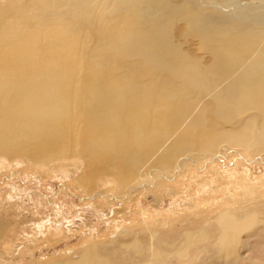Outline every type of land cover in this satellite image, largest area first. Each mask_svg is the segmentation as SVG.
<instances>
[{
	"label": "bare ground",
	"instance_id": "6f19581e",
	"mask_svg": "<svg viewBox=\"0 0 264 264\" xmlns=\"http://www.w3.org/2000/svg\"><path fill=\"white\" fill-rule=\"evenodd\" d=\"M17 1L24 13L25 0ZM139 1L124 0L122 9L126 14H141L143 32L153 45L135 38L130 16H120L123 28L118 20L101 17L103 12L94 0H35L37 12L46 19L34 27L16 19L5 22L10 12L5 0L0 2V151L16 148L17 154L27 153L38 162L78 156L85 163L80 183L91 189L106 172L124 189L148 158L157 156L155 165L172 168L189 152L217 155L226 141L252 151L264 149V11H235L240 19H214L199 15L212 14L207 9L200 13L172 0H142L144 5ZM63 4L77 10L80 28H64L58 39L59 33L50 31L47 24L60 20L57 9ZM254 6L246 8L251 11ZM157 11L162 15L154 21L152 14ZM179 15L208 52L210 65L190 58L171 41L169 29ZM86 23L105 40L104 50L121 51L123 61L103 62L96 52L82 57L77 53ZM234 62L239 63L235 70ZM80 83L85 95L77 90ZM189 92L209 95L191 118H187L184 99ZM247 112H252L249 121L241 118ZM138 188L133 186L131 191ZM255 217L223 213L217 221L221 234L209 254H233L241 231L260 221ZM202 235L188 236L176 256L188 258V247L202 241ZM163 241L159 249L150 246L144 263L168 264L163 255L171 243ZM126 247L135 257L141 255L142 248H136L135 242ZM103 254L89 246L79 259L56 264H116ZM124 262L137 264L127 263L126 258Z\"/></svg>",
	"mask_w": 264,
	"mask_h": 264
},
{
	"label": "rangeland",
	"instance_id": "374dc122",
	"mask_svg": "<svg viewBox=\"0 0 264 264\" xmlns=\"http://www.w3.org/2000/svg\"><path fill=\"white\" fill-rule=\"evenodd\" d=\"M12 1L4 2L10 12L5 15V22L16 19L19 24L34 27L45 21L44 14L35 8V0H25L24 13L20 3ZM94 1L103 12L99 14L101 17L108 21L118 20L119 28H123L125 24L120 16H130L135 38H140L145 45L154 44L143 32L141 14L123 11L124 0ZM172 3L193 7L200 13L208 10L212 14L199 15L214 19L239 18L232 13L235 11L260 14L264 11V2L258 0H172ZM139 4L144 5V1L140 0ZM249 4L257 6L250 11L246 8ZM57 10L62 17L49 21L47 27L59 33L58 39L63 37L64 28H80L74 7L63 4ZM116 11L120 14H115ZM161 15L162 12L157 11L152 18L158 21ZM181 15L172 20L171 41L190 58L204 66L210 65L208 52L201 48L196 34L189 31ZM81 29L83 35L78 39L82 42L77 43V53L81 57L96 52L103 62L123 61L121 51L112 47V51L104 50L105 40L89 23ZM235 65L239 63L231 64L234 70ZM76 75L80 79L81 71ZM77 90L85 95L82 83L77 85ZM208 97L205 93H184L185 108H189L187 118L194 116ZM251 115L252 112H247L241 118L249 121ZM218 150L212 157L189 152L180 164L173 163L172 168L155 165L157 156L154 155L155 158H148L142 164L138 171L141 174L137 173L124 189L114 175L106 172L96 178L91 189L80 183L85 163L78 156L38 162L27 153L17 154L16 148L0 151V264H56L77 260L89 246L111 256L116 264H125V258L127 263L146 264L150 246L159 249L164 239L171 243L163 255L168 257L163 258L168 264L172 261L177 264H229L230 261L264 264V149L252 151L244 145H231L226 141ZM133 186L139 188L131 191ZM226 212L238 217L252 213L260 221L249 230L241 231L233 254L224 256L214 251L209 254L208 249H213L221 234L218 218ZM197 232L205 235L201 236H204L202 241L188 247V258L176 256V250L185 239ZM129 241L135 242L136 248H142L139 257L127 249ZM251 249L256 257L251 256Z\"/></svg>",
	"mask_w": 264,
	"mask_h": 264
}]
</instances>
